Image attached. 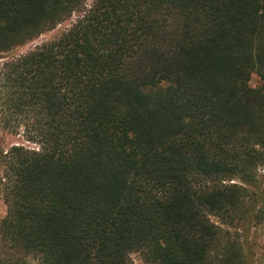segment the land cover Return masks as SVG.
Returning <instances> with one entry per match:
<instances>
[{
	"label": "trees",
	"instance_id": "obj_1",
	"mask_svg": "<svg viewBox=\"0 0 264 264\" xmlns=\"http://www.w3.org/2000/svg\"><path fill=\"white\" fill-rule=\"evenodd\" d=\"M0 193V264H263L264 0H0Z\"/></svg>",
	"mask_w": 264,
	"mask_h": 264
},
{
	"label": "rangeland",
	"instance_id": "obj_2",
	"mask_svg": "<svg viewBox=\"0 0 264 264\" xmlns=\"http://www.w3.org/2000/svg\"><path fill=\"white\" fill-rule=\"evenodd\" d=\"M75 18L72 20H69L63 24L58 25L54 30L46 32L42 34L41 36L33 39L32 41L27 42L26 44L18 47L15 50V54H24L29 52L30 50H33L37 46L43 44L44 42L51 40L58 35H60L72 21H74ZM259 84V78L254 75L251 80V85L257 86ZM23 134L22 132H20ZM7 141L10 143L13 142H21L22 141V135H8ZM263 172V171H262ZM261 172V173H262ZM7 213V206L3 200V197L0 193V220L6 215ZM214 221L216 219L213 218ZM254 236L256 237V243L258 244L257 251L259 253V263L263 262L264 264V223L255 231ZM131 259L133 264H146L143 259V255L140 252H134L131 254Z\"/></svg>",
	"mask_w": 264,
	"mask_h": 264
}]
</instances>
